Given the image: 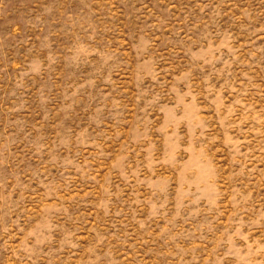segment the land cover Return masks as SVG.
I'll use <instances>...</instances> for the list:
<instances>
[{"label": "rangeland", "instance_id": "obj_1", "mask_svg": "<svg viewBox=\"0 0 264 264\" xmlns=\"http://www.w3.org/2000/svg\"><path fill=\"white\" fill-rule=\"evenodd\" d=\"M0 264H264V0H0Z\"/></svg>", "mask_w": 264, "mask_h": 264}]
</instances>
